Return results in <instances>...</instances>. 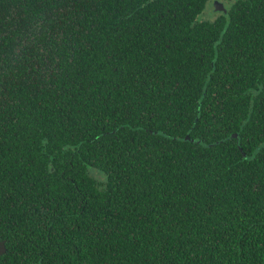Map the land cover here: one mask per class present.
Here are the masks:
<instances>
[{
	"label": "trees",
	"instance_id": "1",
	"mask_svg": "<svg viewBox=\"0 0 264 264\" xmlns=\"http://www.w3.org/2000/svg\"><path fill=\"white\" fill-rule=\"evenodd\" d=\"M211 1L0 0V264H264V0Z\"/></svg>",
	"mask_w": 264,
	"mask_h": 264
},
{
	"label": "flooded vegetation",
	"instance_id": "2",
	"mask_svg": "<svg viewBox=\"0 0 264 264\" xmlns=\"http://www.w3.org/2000/svg\"><path fill=\"white\" fill-rule=\"evenodd\" d=\"M219 3V4H221V5H223L224 7H225V9H226V11L228 12L229 11V2L230 1H228V0H212L210 3H209V5H211L212 6V10H210V9H208L207 10V13L210 15V16H214L215 14H220V13H222V12H216L217 10H216V7H215V4L216 3ZM227 12H225V14H227ZM142 55H143V57H153V55H155L156 53L154 52L155 50L153 49V48H149V49H147V48H142Z\"/></svg>",
	"mask_w": 264,
	"mask_h": 264
},
{
	"label": "water",
	"instance_id": "3",
	"mask_svg": "<svg viewBox=\"0 0 264 264\" xmlns=\"http://www.w3.org/2000/svg\"><path fill=\"white\" fill-rule=\"evenodd\" d=\"M215 7H216V10L217 11H224V12H227L225 7L219 3H216L215 4ZM233 138H239V135L238 134H235L232 136ZM187 140H190L189 136L187 137ZM192 141V140H191ZM244 156H246L245 153H243ZM7 252V247H6V243L2 240H0V256H3L5 253Z\"/></svg>",
	"mask_w": 264,
	"mask_h": 264
}]
</instances>
